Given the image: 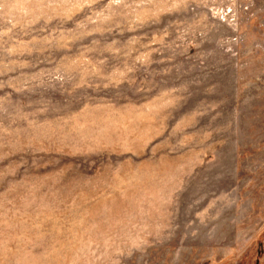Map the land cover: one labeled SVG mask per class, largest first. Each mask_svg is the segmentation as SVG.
<instances>
[{
    "label": "rangeland",
    "instance_id": "374dc122",
    "mask_svg": "<svg viewBox=\"0 0 264 264\" xmlns=\"http://www.w3.org/2000/svg\"><path fill=\"white\" fill-rule=\"evenodd\" d=\"M0 264H264V0H0Z\"/></svg>",
    "mask_w": 264,
    "mask_h": 264
}]
</instances>
